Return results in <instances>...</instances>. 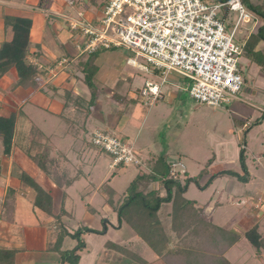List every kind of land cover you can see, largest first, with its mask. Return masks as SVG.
<instances>
[{"label":"rangeland","instance_id":"rangeland-1","mask_svg":"<svg viewBox=\"0 0 264 264\" xmlns=\"http://www.w3.org/2000/svg\"><path fill=\"white\" fill-rule=\"evenodd\" d=\"M12 1L22 2L24 0ZM50 1L53 3L54 0ZM55 1L57 2L60 0ZM107 1L108 0H73V6L64 2V5H62V3L60 5L63 8L62 16L73 17L78 20V13L82 12L88 19L92 18L91 20H93V17L96 16V12H98L99 9L102 10ZM205 1L213 5L220 3V0ZM263 4L264 0H248V5L260 6ZM222 15V11H220L219 16ZM223 18L226 24L232 28L237 21L238 14L230 11L223 15ZM262 21L263 20L258 23L256 28H253V20L243 22L236 32V41L240 44L247 42L253 34L250 32H257V29L263 25ZM6 29L7 38L0 44V47L5 42L12 39L11 27L6 26ZM47 36H49L48 30ZM258 49L264 52V43H260ZM106 52H100L92 56L95 66L103 67V69L109 67L119 70L126 66L129 59H136L139 64L147 66L151 70V73L140 70L135 76H131L132 78L125 73L122 75L121 81L119 80V84L112 87L114 92L118 95H124L128 92L130 93L129 96H135L133 103L125 102L126 99L129 100L127 97L120 103L127 106L126 115L129 114L130 116V114L135 111L138 113V116L131 115L137 118V125L134 126V123L133 125H129L130 127L127 128V131L131 132L130 129L135 128V135L136 130H140L134 149L137 156L142 160L141 166L124 165L113 171L110 168L112 161L111 157L107 154L98 155L96 152L97 150L94 149L95 147L91 148L92 151L90 150V154L86 156L76 152L77 158L73 151V143H70L68 140L62 141L58 138L67 128V124L65 125L60 122L58 128L57 122L54 124L52 120H49L48 125H46L47 121L42 120L41 117L34 118V122L46 133H49L52 129L58 132L57 134L59 135L55 143L57 145L61 144V148L63 147L65 150L66 148L68 149L67 152L61 150L64 154H67V157L71 160L69 163L71 166L66 167L70 173L72 169L75 171L81 169L85 174L91 172L90 176L93 180L91 178L90 180L93 181L92 183L95 186H98L101 182L104 184L107 180L111 179L106 187L113 190V198L111 199V196H108L106 199L105 196L99 194L95 203H92L90 211L87 214L85 211L86 202L83 203V199L80 197L84 188L87 187V179L85 177H79L80 181L76 182L68 190L70 199L73 203H69L66 210L68 212L73 211L75 214V220L68 218L71 221L77 222V229H75L78 230L79 227L83 228V225L91 219L90 222L92 223H88L91 224V226H98L93 230L101 232L105 227L107 219L113 222L118 217L114 208H119L121 203L124 202L127 196V189L131 182L138 176H148V179L151 180L150 188L160 190L161 193H164L162 196H165L166 190L162 181L163 177L168 175L166 173L169 164H171V167L174 164H182L187 172L186 176H183L185 179L184 183L188 178L196 179L198 184L191 182L186 191L177 192L176 202L178 206L182 205L185 201L195 202L197 205L196 207L206 206L203 214L207 221L240 235V241L226 254V258L231 264H264V252L262 256L258 258L257 250L245 237V233L251 230L255 225H258V230L264 240V114L259 110L260 108H264L263 65L258 63L255 57H253V54L248 55L243 53L239 58V67L243 75L244 86L236 99H232V102L229 104L230 106L210 107L203 104H195V113L189 117L187 115L189 110H186L187 106L185 105V101H177V106H174L175 108L173 109L170 108L171 106L169 105V107L166 106L168 112H166L164 116H161L156 123L160 135H154L150 127H152V124L156 125L154 122L155 113L159 107L161 108L165 105V102L164 100H158L157 104L150 108L148 105H145V99L139 94V90H142L146 86V81L159 85L165 75L161 71H153V67L148 64L146 60L136 57L135 53L126 48ZM12 74L14 76L17 75L16 71L12 70L8 77H12ZM166 80V84L162 87L164 95L170 90L176 97L180 91L182 92L181 94L185 96L184 89L187 87L190 88L191 86L190 80L176 73L168 74L165 78V81ZM98 83L104 86L103 80L98 79ZM174 83L179 88L172 86ZM20 86V83H18L13 89L17 90ZM109 87H111V85H106V90H108ZM84 89L87 88L84 87ZM186 95L189 96V93ZM139 98H141L142 101L141 99L139 100ZM106 100L105 97H102L103 104ZM176 100H179V98ZM108 101H110L108 106H110L111 103L116 104V101H113L111 98H108ZM143 104L145 106H143ZM237 104L240 105L239 109H235V105ZM12 111L8 112V110H3L2 112L0 111V114L4 117H10L13 114ZM148 113H150L149 120L144 123L142 118ZM186 116L188 118L187 120H189L188 125H190V129L186 130L188 135L184 132ZM242 120L244 122H241ZM125 121L126 119H123L122 125L126 123ZM247 122H250L251 126L244 129L242 123ZM126 124H128V121ZM196 124H199L200 127L198 128ZM33 125V122L25 117H17L16 150H19L25 156H29V154L35 156L41 152L40 150H47L42 145L45 141L42 142V140H39V134L36 135L32 133ZM98 126L102 127L100 124H98ZM171 126L173 128L177 127V135H169V127ZM46 127L48 129H46ZM202 128L203 131H201ZM94 132L95 131L92 133ZM92 133L88 135L90 142ZM131 140L134 139L132 138ZM82 157H84V166L81 167V165L78 164V159ZM3 158L4 145L2 138H0V162ZM60 158L61 156H57V162L62 164L65 163L63 160H60ZM257 158H261L259 162ZM62 159L65 158L62 157ZM73 164L74 166H72ZM243 164H245L248 173L244 171ZM12 167L13 166H11V168ZM221 172L228 173L212 179V177ZM155 176L157 178L153 180ZM8 182L9 180H6L5 183L3 182V186H6ZM106 187L104 188L105 190L107 189ZM0 195H2V193H0ZM109 199H111V203L108 208L113 213L115 212L116 218L109 210H106L107 213L105 211V204ZM1 200L0 197V204L2 203ZM256 200L259 202L257 203ZM172 204L173 203L164 207L166 213L174 209ZM255 205L257 206L256 208H254ZM208 206L214 210L208 209ZM31 210H34L35 213ZM57 210H60V208L58 207ZM23 213H27L24 217L28 222L27 225L23 223L21 227L19 226L18 230H13L17 232L14 233L16 238L13 240L14 245L17 247L16 249L19 251L50 249L51 246L47 245L46 247V241L48 235L50 236V232H53L52 224L55 223L54 218H50L45 213L39 212L30 204H28V210ZM98 220L101 221L99 222L100 224L98 223L99 225H97ZM81 221H83V225L80 223ZM69 222L67 224L70 228V230L68 229L70 231L69 233H73L74 230L71 228L73 224ZM79 224H81V226H79ZM118 225L117 222L115 227H122V225ZM128 226L130 230H123L124 232L122 231V233H117L116 235H111L110 233L109 235H105V233L83 234V243L86 248L78 253L80 256L78 264H120L125 258L126 261L129 262H125L124 264H164L152 250V247L147 245V242L142 240L144 242L142 246L141 243L140 246L128 243V237L130 239L131 236L130 233L133 234L132 230L136 233L135 238L136 236L139 237L131 225L129 224ZM108 229L109 232L112 231L109 226ZM71 240L73 241V239ZM74 242L75 245L73 247L67 245L69 249H65L64 246L66 244L64 241L61 250L73 251L76 247L80 246L78 240H74Z\"/></svg>","mask_w":264,"mask_h":264},{"label":"crops","instance_id":"crops-1","mask_svg":"<svg viewBox=\"0 0 264 264\" xmlns=\"http://www.w3.org/2000/svg\"><path fill=\"white\" fill-rule=\"evenodd\" d=\"M64 2H65L64 0H60L57 2L54 0L53 3L50 0H42V1L24 0L22 2H15L12 0H0V44H2L3 41L7 38V29L5 24L6 16L23 17V18L31 19L33 24L30 34L31 46L29 49L28 61L29 63L35 66L37 65L39 66L38 75L37 77H35V79L33 80L34 82L30 87H26V88L19 87L17 90L13 89V87L18 84V74L15 76L12 74V77H10L11 79L8 76H10L9 74L11 73V71L15 69L10 70V72L0 80V111L2 112L3 110H8V112H10L13 110L12 113H16L18 117L22 116L33 122L35 127L39 129L40 139L42 140V142L45 141V143H42L43 147L49 149L51 151L52 157L55 158L56 160V165L55 168H53V170L55 171V173H57L55 174L54 177L52 178L49 177L44 171H42L38 167V165L34 161H32V159L29 156H25L19 150H16L17 149V146L15 145L16 134H17V130H16L11 153L9 155L4 154V158L0 162V193H2V195H0L2 199L1 200L2 205L0 204V213H3V209H4L3 205L7 199L9 192L12 190L15 193V196L13 198V209H14L13 221L10 223L7 221H3V219H0V244L4 245L8 249L17 248L13 243V240L16 238L14 233L17 232H14L13 230H18L19 226L21 227L23 223H25L24 225H27L28 220H26V218L24 217L26 216L27 213H23V212L28 210V204L34 206L33 202L35 199V192L31 189H24L22 187L21 175L23 173H26L27 175H29V177L35 179L42 186H44V188L50 191L54 201L55 214L60 213L63 202L65 204V208L69 206V203L71 204L73 203V201L70 199L68 190L76 182L80 181L79 177H85L87 179V187L84 188V191L80 196L83 199V203L86 202L85 203L86 214L89 213L92 203H95V200L97 199L99 194H102L107 199L108 196L110 197L112 193H114L111 188L108 189V187H106L111 179L107 180L104 184H102L101 182V184L95 186L92 183L93 179L90 176L91 172L85 174L81 169H77L76 171L72 169L70 173L69 170L66 169V167L71 166L69 165L71 160L67 157L68 156L67 154L63 153L62 150L65 149H63V147L61 148V144L57 145L55 143L56 138L59 135L57 134L58 132L55 131V129L54 130L52 129L49 133H46L45 131L42 130L41 127H39L36 124V122H34L35 117H41L42 120H46L47 121L46 125H48L49 120H52L54 124L57 122L58 128L60 122L64 123L65 125L67 124L66 125L67 128L63 131V133H61V136H58V138H60L62 141L68 140L70 143L72 142L74 148L73 149L74 154L76 152H79L83 156H86L87 154L89 155L90 154L89 151L91 150V148H94L88 139V135H90L93 131L100 130L103 132L110 133L122 139L123 141L133 145L136 144L135 142H137V139L140 134V130H136V133L134 135L135 128H131L130 129L131 132L127 131V128L130 127L129 125H133V123L135 124L134 126L137 125L138 123V121H136L137 118L132 117L133 115L138 116L137 111H135L134 113L132 112L130 116L129 114L126 115L127 113L125 112L127 111L126 109L128 108L125 104L120 103L123 99L125 100L126 97L129 100L126 99L125 102L133 103L135 96L133 95L129 96L130 93L128 92L125 93L124 95H118L116 92H114V89L112 88L119 84V80L121 81V77L123 74L127 73L130 76V78H132L140 70L135 69L134 67L130 66L128 63L124 68L119 70L109 67L103 69V67L101 68L99 66L94 65L95 68L97 69L94 83L97 87V90L99 91V95L96 102L91 104L92 97L90 94V90L86 86L83 79L84 64L87 62V60L91 55L83 54L81 51L77 49L76 46L77 35L70 31V29L68 28L65 22V19L62 16L63 8L60 5L61 3L62 5H64L65 4ZM245 5L247 6V4ZM98 12H101V9H99ZM98 12H96L95 14L96 16L100 14ZM252 13L256 17V21L254 22L253 28H256V26L262 19L259 18V16H257L256 13L254 12ZM47 30L49 32V36H47ZM250 33L251 34L253 33L254 35L257 32L254 33V31L253 32L251 31ZM102 52H106V51H102ZM96 54L93 55L95 56ZM62 58H66L67 63L63 67L56 70L55 72H50L49 70L52 67H54L56 65V62ZM153 71L160 72L154 69ZM148 73H151V71ZM98 79L103 80L104 86H102L101 84L99 85ZM166 82L167 80L164 81L163 79L159 85L153 83L154 85H158L160 87V91L162 94V99L160 100H164L165 102V105L161 108L159 107L157 109V112L155 113V119H154L155 124L158 122L161 116H164L165 113L168 112L167 110L168 108L166 106L169 105L171 106L170 108L173 109L175 108L174 106H177L176 105L177 101H183V100L185 101V105L187 106L186 110H189V112L187 113L189 117L195 113L194 111L195 104L199 105V103H197L194 99L191 98L190 94L189 96L186 95L187 93H189L188 87L184 89L185 96H183L181 94L182 92L180 91L176 97L173 95V93L170 90L166 95H164L162 91V87L166 84ZM146 83H152V82L146 81ZM106 85H111V87H109L110 90L109 89L106 90L105 88ZM172 86L178 87L175 83ZM84 87L87 89H84ZM141 91L142 90H139L140 95H141ZM102 97H105L107 99L104 104L102 101ZM108 98H111L113 101L115 100L116 104L111 103L110 106H108V104L110 103V101H108ZM177 98H179V100H176ZM140 99L141 98H139V100ZM157 102L155 104H157ZM145 105L147 104L145 103ZM145 105L143 104V106ZM154 105L149 107L151 108ZM239 106H240L239 104L235 105V109H239ZM259 110L264 114V108L263 109L260 108ZM149 117H150V113L143 116L142 119L144 123L146 121L148 122ZM123 119H126L125 122L127 123L128 121V124L124 123L122 125ZM187 119L188 118L186 116L184 122L185 124L184 132L190 129V125H188L189 120ZM241 122L244 121L242 120ZM98 124H100L102 127L98 126ZM242 124L244 129L251 126L250 122L242 123ZM196 126L198 128L200 127L199 124H196ZM157 128H158L157 124L156 125L152 124V127H150V130L154 133V135L156 134L160 135V132H158L159 129ZM46 129L48 128L46 127ZM176 129L177 127L176 128H173L172 126L169 127V132H168L169 135H174V134L177 135L178 131ZM110 130L112 131V133ZM201 131H203V128L201 129ZM186 134L188 135L187 132ZM132 138L134 140H131ZM67 150L68 149L66 148L65 151L67 152ZM96 152L98 155L106 154V153H101L98 150ZM57 156H61L60 160H63L65 163L62 164L57 162L58 160L56 159ZM75 156L77 157L76 154ZM62 157L65 159H62ZM83 158L84 157L78 159V164H80L81 167L84 166ZM260 159L257 158V161L259 162ZM112 164L113 161H111L110 164V168L113 171L116 168L123 167V166L113 167ZM141 165L142 162L140 166ZM11 166L13 167L11 168ZM72 166H74V164ZM185 174H187V172ZM90 178L92 180H90ZM6 180H9V182L6 186H3V182L5 183ZM56 180H58V182ZM59 183H61L65 188H62L63 186L60 187ZM105 187L107 188L106 190L104 189ZM163 194H164L163 192L162 193L160 192L161 196ZM64 195H66L65 201H64ZM256 202L258 203L259 201L256 200ZM109 204H110L109 200H107L105 204V211L109 210L108 208ZM256 205L254 206V208L257 207ZM58 207L60 208V210H57ZM208 209L214 210L211 207H209ZM36 210L42 212L37 208ZM31 211L35 213L34 210ZM109 212L115 215V212L113 213L111 210H109ZM42 213L44 214V212ZM74 215L75 214L73 211L71 212L67 211V216H64L62 218L63 223L67 227L69 221H71L72 219L75 220ZM68 218H70L71 220ZM90 221L91 219L88 220L87 223L84 225L82 223L83 221H81L80 223H82L83 227H87L91 229L98 227V226H91V224L89 223L92 222ZM99 222L101 221L98 220L97 225L100 224ZM117 222H118V217L113 222L110 219H107L106 221L107 229L105 235H109V233L111 235H116L117 233H122L123 230L124 231H126L127 229L130 230L128 226L129 224H127L126 222L122 224L121 228L115 227L117 225ZM69 223L73 224L71 228H73L74 230L77 229L76 221H71ZM79 226H81V224H79ZM108 226L109 228L112 229L111 232H109ZM52 227H53L52 229L53 232L52 233L50 232V236L48 235V239L46 241L47 242L46 247L47 245H49L51 246V248L46 250H38V251L18 250L19 252L16 256L17 264H61L60 254L54 250V245L57 240V229L55 227V223L52 224ZM132 232L133 234L130 233L131 235L130 239L128 237V243H131L132 245H136V246H140L141 243L142 246L143 245L142 243H144L145 241L138 236H136L135 238L136 233H134L133 230ZM66 239H65L66 245L64 246L65 249H69V246L67 245H71L70 247H73L75 245L74 240L72 241L71 238H66ZM125 262H129V261H126L125 258V260H122L120 264L121 263L124 264Z\"/></svg>","mask_w":264,"mask_h":264},{"label":"built area","instance_id":"built-area-1","mask_svg":"<svg viewBox=\"0 0 264 264\" xmlns=\"http://www.w3.org/2000/svg\"><path fill=\"white\" fill-rule=\"evenodd\" d=\"M73 6V0H64ZM245 0H108L93 20L79 12V19L63 17L71 32L77 35L76 46L83 54L126 48L143 58L154 70L165 75L176 73L191 81L189 94L197 103L224 107L242 91L244 79L239 58L245 42L236 41L243 22L256 21ZM236 12L232 28L219 12ZM67 63L63 58L49 71L55 72ZM127 63L137 70H151L136 59ZM141 96L148 106L162 99L160 87L146 83ZM91 144L108 154L113 167L140 165L134 145L100 130L91 135ZM182 164L171 167L170 178L185 175Z\"/></svg>","mask_w":264,"mask_h":264},{"label":"trees","instance_id":"trees-1","mask_svg":"<svg viewBox=\"0 0 264 264\" xmlns=\"http://www.w3.org/2000/svg\"><path fill=\"white\" fill-rule=\"evenodd\" d=\"M246 2L248 8L263 20V25L259 27L256 34H252L245 42L244 53L253 54V57L264 68V52L258 49L260 43H264V4L252 6L248 5V0H245V4ZM5 24L12 29V39L0 47V80L10 70L15 69L19 77L20 87H30L39 71L38 65L35 66L28 61L32 20L6 16ZM92 56L94 55H91L84 64L83 70V79L92 97L91 104L96 102L99 95L94 83L97 69L93 64ZM17 117L16 113L10 117L0 116V138L3 140L5 155H9L13 147L17 130ZM32 133L40 134L39 129L35 126L32 128ZM39 140L41 139L39 138ZM47 150H40L41 152L35 156L29 154V157L52 178L57 174L53 170L56 160L52 158L51 151ZM243 169L248 173L245 164H243ZM170 171L171 164H169L166 173L168 175L164 176L162 181L166 190L165 196H161L158 189L150 188L151 180L146 175L138 176L131 182L124 202L119 208H114L118 215V224L122 225L124 222L130 224L139 237L152 247V250L164 264H231L226 258V254L240 241V235L207 221L203 214L206 206L196 207L197 205L193 201H185L178 206L176 202L177 192L186 191L191 182L198 183L196 179L188 178L184 183L183 176L186 174H179L176 179L170 178ZM227 173L221 172L212 179ZM230 174L234 175L233 173ZM156 178L155 176L153 180ZM56 181L58 182V180ZM21 183L24 189H31L35 192L34 207L55 220L57 240L54 250L60 254L61 264H78L80 260L78 253L86 248L83 243V234L105 233L106 224L101 232L83 227L78 228V230L73 229L74 232L69 233L70 228L62 221V218L67 216L64 202L60 213L55 214L54 201L50 191L26 173L21 175ZM59 186L62 187L63 185L59 183ZM14 196L15 193L11 190L3 205V213H0V219L3 221L10 223L13 221ZM112 198L113 195H111ZM65 199L66 195H64V201ZM111 199H109V203H111ZM171 203H173L174 209L166 213L164 207ZM258 228V225H255L245 233V237L257 250V257L260 258L264 252V240ZM66 238L78 240L80 246L73 251L61 250ZM18 252L17 249H8L0 244V264H17Z\"/></svg>","mask_w":264,"mask_h":264}]
</instances>
